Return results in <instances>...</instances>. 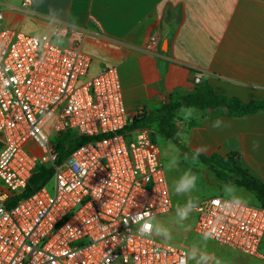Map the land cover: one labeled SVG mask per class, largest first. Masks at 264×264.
Listing matches in <instances>:
<instances>
[{"label":"built area","instance_id":"1","mask_svg":"<svg viewBox=\"0 0 264 264\" xmlns=\"http://www.w3.org/2000/svg\"><path fill=\"white\" fill-rule=\"evenodd\" d=\"M4 18L0 11V264H189L186 249L140 232L171 213L172 198L152 130H126L117 66L89 74L81 27L56 23L35 36ZM157 42L152 35L146 49ZM68 130L89 140L61 160L54 144ZM38 168L53 170L49 181L8 207ZM234 200L196 203L194 232L215 228L209 239L256 255L264 206L230 210Z\"/></svg>","mask_w":264,"mask_h":264},{"label":"crops","instance_id":"2","mask_svg":"<svg viewBox=\"0 0 264 264\" xmlns=\"http://www.w3.org/2000/svg\"><path fill=\"white\" fill-rule=\"evenodd\" d=\"M22 1L0 0L1 25L35 36L56 23L85 29L82 50L93 72L111 64L119 70L130 121L139 110L154 113L198 85L246 103L264 101V0H32L27 10ZM152 35L158 42L148 51ZM189 108L178 110L175 121L184 151L202 149L201 162L200 156L235 152L242 168L264 182V110L239 117L225 108H194L189 116ZM217 121L221 127L213 128ZM203 165L207 176L231 184ZM195 234L186 249L189 264H204L205 255L211 257L207 264H264V240L256 255H248Z\"/></svg>","mask_w":264,"mask_h":264},{"label":"trees","instance_id":"3","mask_svg":"<svg viewBox=\"0 0 264 264\" xmlns=\"http://www.w3.org/2000/svg\"><path fill=\"white\" fill-rule=\"evenodd\" d=\"M188 107L197 109L225 108L231 114L242 117L264 110V101L246 103L237 97L219 96L208 85H198L191 94L169 98L154 113L147 114L143 109L139 110L138 114L128 123L126 130L147 128L158 131L166 134L178 147H182L175 121L178 118L177 111ZM88 140L89 137L68 130L57 137L54 145L60 159L63 160ZM239 157V154L235 152L226 156L218 154L208 157L200 156L202 162L209 166L219 179L253 192L255 194L254 204L264 206V182L243 169ZM52 175V169L38 168L26 189L13 197L8 203V207L45 185Z\"/></svg>","mask_w":264,"mask_h":264},{"label":"rangeland","instance_id":"4","mask_svg":"<svg viewBox=\"0 0 264 264\" xmlns=\"http://www.w3.org/2000/svg\"><path fill=\"white\" fill-rule=\"evenodd\" d=\"M89 74H95L93 68L90 70ZM184 116H186L185 111L182 113V117ZM180 137H182V135ZM153 140L160 148L170 194L174 201L171 213L162 218V222H160L159 226L155 224L156 228L170 233L171 238L166 239L164 236L160 235L157 236L159 241L165 244L183 247L190 251L194 244V238L197 236L193 231L196 223V214L192 211L189 214V218L184 220H181L177 215L178 209L183 208L189 199H191L193 205H195L202 199L221 195L230 199L241 197L246 203H254L255 195L253 192L247 191L237 185L220 183L212 173H209V176H207L205 165H203L199 159L192 160L191 157L193 155H190L181 147H178L166 134L154 131ZM185 155H187V159ZM177 156H179L178 167H174L170 170L169 163L175 161ZM188 171L195 173L198 177L196 188L190 193L175 194L174 182L183 173ZM219 184L223 185L220 186Z\"/></svg>","mask_w":264,"mask_h":264},{"label":"clouds","instance_id":"5","mask_svg":"<svg viewBox=\"0 0 264 264\" xmlns=\"http://www.w3.org/2000/svg\"><path fill=\"white\" fill-rule=\"evenodd\" d=\"M195 111L194 108H189L188 115L191 116L192 112ZM213 128H220L221 122L217 121L212 125ZM203 150L202 149H196L193 153V156L191 157L192 160H197L199 155L201 154ZM185 158L187 159V155H185ZM179 163V156H177L175 161H172L169 163V169L171 170L174 167H178ZM197 175L191 171L183 173L174 183V193L177 195L184 194V193H190L196 188L197 184ZM244 204V201L241 197H236V199L232 202H230V210H236L238 208H241ZM193 201L189 199L183 208L178 209L177 215L181 220L188 219L189 214L193 211ZM216 229L213 228L211 231L204 233V238L209 239L213 238L214 234L216 233ZM140 232L143 234L148 235H157V236H164L166 239H170V233L167 231H162L159 228L154 227V225L150 222L145 223L141 226ZM211 257L208 255L202 256L201 260L204 262V264H207L208 260Z\"/></svg>","mask_w":264,"mask_h":264}]
</instances>
